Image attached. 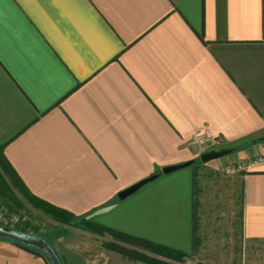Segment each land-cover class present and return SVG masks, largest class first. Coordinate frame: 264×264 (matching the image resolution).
Returning <instances> with one entry per match:
<instances>
[{
    "label": "crops",
    "instance_id": "1",
    "mask_svg": "<svg viewBox=\"0 0 264 264\" xmlns=\"http://www.w3.org/2000/svg\"><path fill=\"white\" fill-rule=\"evenodd\" d=\"M207 134L224 145H189ZM0 145L37 198L192 255L194 171L118 194L207 152L264 157V0H0ZM232 186L264 243V163ZM56 230L39 234L65 264H147ZM0 264L49 262L0 239Z\"/></svg>",
    "mask_w": 264,
    "mask_h": 264
},
{
    "label": "rangeland",
    "instance_id": "2",
    "mask_svg": "<svg viewBox=\"0 0 264 264\" xmlns=\"http://www.w3.org/2000/svg\"><path fill=\"white\" fill-rule=\"evenodd\" d=\"M224 158L208 163H203L199 159L193 165L180 169L194 171L199 181L195 213L198 245L194 247L193 254L188 257L197 264H264V243L248 242L243 239L240 190L232 186L234 175L227 176L223 171L227 164L226 161H221ZM211 162L223 163L211 169L207 165ZM25 205V208L11 212L0 202V210L7 216L15 215L25 219L23 226L25 223H30L40 234L57 229V237L70 236L90 253L95 254L103 249L101 240L93 237L80 219H74L69 225L60 224L28 204L25 203ZM43 237L46 238L45 235ZM124 246L130 250L144 252L139 247Z\"/></svg>",
    "mask_w": 264,
    "mask_h": 264
},
{
    "label": "trees",
    "instance_id": "3",
    "mask_svg": "<svg viewBox=\"0 0 264 264\" xmlns=\"http://www.w3.org/2000/svg\"><path fill=\"white\" fill-rule=\"evenodd\" d=\"M0 202L3 205H5L11 212L18 211L17 209L20 210L25 208L26 207L25 203H26L31 208L42 212L47 217H50L51 219H53L54 221L60 224L69 225L71 224V221H73L74 219H80L84 227L88 229V232L104 239L102 241L103 247L121 253L122 255L126 257H130L136 261H142L147 264H175V262L183 263L184 259L188 257L186 256V254L171 249L169 247L159 245L151 241L114 230L102 224L89 221L85 218H76L73 213L60 209L42 199L37 198L29 191V189L21 180L17 172L14 170L13 166L11 165L10 161L5 155L4 146L1 145H0ZM195 207H196V202H195ZM241 224H242V213H241ZM19 230L30 234L40 235L37 229L34 228L30 223H25V225ZM17 244L47 259V257L41 251L35 248L22 245L20 243ZM124 245H130V246L142 248L144 252L136 249L130 250ZM197 245H198V241L196 238V230H195L194 247ZM151 255L169 259L171 260V262L161 260ZM58 256L61 260V263L65 264L64 259L59 254Z\"/></svg>",
    "mask_w": 264,
    "mask_h": 264
},
{
    "label": "water",
    "instance_id": "4",
    "mask_svg": "<svg viewBox=\"0 0 264 264\" xmlns=\"http://www.w3.org/2000/svg\"><path fill=\"white\" fill-rule=\"evenodd\" d=\"M231 152H232L231 149H224V150H220V151H211V152H207V153L202 154L200 159L203 163H208L212 160L220 159V158H223L225 156H228L229 154H231ZM194 163H195L194 161H190V162H186L184 164L166 167L163 170L158 171L154 175H152L148 178H145V179L141 180L140 182L134 184L133 186L123 190L122 192H120L118 194V198L120 200H125L128 197L134 195L136 192H138L145 185H147V184L157 180L158 178H160L162 175L171 174V173L176 172L180 169L189 167V166L193 165ZM0 239H8V240L20 243V244L25 245V246L35 248V249L41 251L47 257L50 264H62L56 250L48 242V240L46 238H44L43 236L22 232V231L17 230V229L0 227Z\"/></svg>",
    "mask_w": 264,
    "mask_h": 264
},
{
    "label": "built area",
    "instance_id": "5",
    "mask_svg": "<svg viewBox=\"0 0 264 264\" xmlns=\"http://www.w3.org/2000/svg\"><path fill=\"white\" fill-rule=\"evenodd\" d=\"M224 140L221 138H214L210 135H198L195 136L191 141V146H196L202 151L214 146L224 145ZM264 163V157H259L251 162H227L224 166L223 171L227 176H233L236 174L249 172L257 165ZM25 219H21L15 215L7 216L0 210V227L10 228V229H21L23 227ZM183 264H197L192 258L186 257Z\"/></svg>",
    "mask_w": 264,
    "mask_h": 264
}]
</instances>
